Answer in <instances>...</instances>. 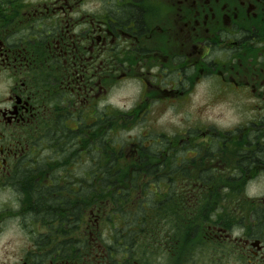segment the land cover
<instances>
[{
	"label": "flooded vegetation",
	"instance_id": "1",
	"mask_svg": "<svg viewBox=\"0 0 264 264\" xmlns=\"http://www.w3.org/2000/svg\"><path fill=\"white\" fill-rule=\"evenodd\" d=\"M211 80L249 99L248 125L264 132V0H0V264H264V198L227 205L225 186L264 166L254 132L229 176L214 168L228 142L215 135L211 143V127L157 143L155 164H196L195 150L210 162L197 174L151 176L213 182L176 184L186 204L140 198L125 215L89 209L84 222L81 188L33 190L34 178L49 177L35 176L36 164H80L83 135L106 119L113 130L116 88L137 87L139 104L125 113L147 117ZM29 169L30 185L20 188ZM13 228L24 244L11 250L12 240L2 242ZM120 230L128 236L115 238Z\"/></svg>",
	"mask_w": 264,
	"mask_h": 264
},
{
	"label": "trees",
	"instance_id": "2",
	"mask_svg": "<svg viewBox=\"0 0 264 264\" xmlns=\"http://www.w3.org/2000/svg\"><path fill=\"white\" fill-rule=\"evenodd\" d=\"M132 117L128 113L115 111L111 132L106 128L107 119L105 118V128L99 126L97 133L93 130L90 133H85L80 164L59 166L36 164L33 170L35 176H49L41 181L34 178L33 190L36 197L39 194L46 196L48 192H69L81 188L84 222L86 211L89 209L99 208L109 214L125 215L128 211H125L124 207L142 205V202L136 201L140 198H145L147 200L145 204L148 206H170L176 204L175 200L180 204H186L183 202L186 199L184 195L174 193L177 189L175 181L164 178L151 179V176L162 172L167 174L190 173L192 171L188 170L186 166L191 162H182L180 165L175 162L155 164V158L159 157L157 143L162 142L166 145L170 143L165 135L160 134H156L158 137L153 138V141L145 137L136 139L133 145L137 146V149L133 148L131 144L133 151H130V139L126 138L125 134L127 133L126 126L131 123ZM73 157L76 158L75 154ZM129 160L132 161V165L128 162ZM29 172L30 169L19 173L17 182L20 188H28L30 185V180L26 176ZM200 172H205V167ZM80 174L81 178L78 177ZM182 184L190 185L187 187L188 189H199V186L194 188V185L213 184V182L182 181ZM204 186L206 187L202 189L209 188L207 185ZM120 191H137L139 193L129 195L118 193ZM154 191H167V193L157 195ZM94 192L98 194H94ZM59 198H62V195ZM157 199H161V202L156 203ZM227 203L232 204L230 198H227ZM63 204L69 205L70 203L66 200ZM109 206L117 209L109 211L106 209ZM119 223L120 220L117 221V224L112 223L113 227L116 229ZM106 224L107 222H104V226ZM126 236H128V231L121 236L120 230L118 233L116 232L115 238Z\"/></svg>",
	"mask_w": 264,
	"mask_h": 264
},
{
	"label": "rangeland",
	"instance_id": "3",
	"mask_svg": "<svg viewBox=\"0 0 264 264\" xmlns=\"http://www.w3.org/2000/svg\"><path fill=\"white\" fill-rule=\"evenodd\" d=\"M137 95L138 89L135 86L121 85L116 88L112 99L115 111L123 113L135 107L139 104L136 102ZM250 106L249 99H242L233 92L223 91L218 84L211 80L209 83L196 86L193 96L188 101L164 103L158 108L159 111L153 112V115L147 117L139 116V108L134 114L130 113L133 117L131 123L126 126L127 133L125 135L130 139L129 147L131 148L132 144V147L137 149V146L133 144L140 137L150 138L153 141V138L158 137L156 134H160L165 135L170 143L175 144L184 137L188 130H191L192 133L197 131L201 133L207 126L211 127V143L214 142L215 135L228 142L227 149L224 150L225 153H222L220 159L213 164L214 168L218 170L217 173L229 176L234 171V153H236L238 145L244 146L249 136L254 132L248 125L251 115ZM237 128L242 130L241 134H227ZM254 135L258 137V144L264 142V132L255 129ZM196 141L204 142L201 137ZM130 151H133L132 148ZM182 151L183 149H179L178 153L182 154ZM195 153L199 154L196 164L191 162L186 166L188 170L194 171L193 174L199 173L200 169L210 164L207 158L203 162V150H195ZM193 155L194 153L191 152L188 158H193ZM257 157L262 159L263 154L259 153ZM128 162L132 165L131 160ZM215 183L221 184L220 182ZM175 184H178L179 189L183 185L181 181H177ZM225 186L232 192V194H227V198L231 199L232 204L227 203V205H236L238 200H246L248 197V200L253 199L259 204L258 199L264 198V166L255 167L253 172L240 181H227ZM104 227H108V225ZM20 236V232L13 228L7 232L2 244L12 240L10 249H18L24 244ZM101 237L106 239L107 232L103 231Z\"/></svg>",
	"mask_w": 264,
	"mask_h": 264
}]
</instances>
